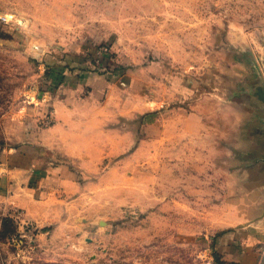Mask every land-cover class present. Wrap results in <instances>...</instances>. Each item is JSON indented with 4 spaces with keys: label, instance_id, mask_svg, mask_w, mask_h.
I'll return each instance as SVG.
<instances>
[{
    "label": "rangeland",
    "instance_id": "rangeland-1",
    "mask_svg": "<svg viewBox=\"0 0 264 264\" xmlns=\"http://www.w3.org/2000/svg\"><path fill=\"white\" fill-rule=\"evenodd\" d=\"M261 23L264 0H0V169L28 158L29 192L0 264H264L229 109Z\"/></svg>",
    "mask_w": 264,
    "mask_h": 264
},
{
    "label": "crops",
    "instance_id": "crops-1",
    "mask_svg": "<svg viewBox=\"0 0 264 264\" xmlns=\"http://www.w3.org/2000/svg\"><path fill=\"white\" fill-rule=\"evenodd\" d=\"M233 26L234 29H231L230 32L234 35H239V37H237L239 48L244 44V46L250 48V50H255L256 45L259 44L257 39H255L257 31L252 27L242 29L235 24ZM259 27L261 29L260 32L264 33V25L261 23ZM233 40L236 42L235 37ZM259 47L263 53L260 55H257L256 53V55H251V57L254 56V61L251 60V65L255 64L264 67V42L260 43ZM257 75L258 76L255 79L250 81V90L245 92L246 95L243 96L248 104L233 105L232 107H229V109H238L240 112L239 114H241V118L234 117V119L236 121L239 119V123L237 122L239 127V139L241 140L239 145L240 147L242 146L241 153H243L244 160L251 159V161H253L255 157V160L259 159V163H261L256 164L252 168V170L257 171V179L256 177L251 176L252 179L249 184L244 185L245 194L249 195V197H245L244 199L249 204L247 207L245 205L247 210H249L250 207L251 209H254L253 207L260 209V213L257 217L260 231H257V234L260 233L261 237L264 238V102L261 99V94H264V68H262L261 73ZM211 109H214V107ZM215 109H220V107L215 106ZM201 114L202 112L195 107V110L189 112L187 118L195 117L198 121L200 120L199 115ZM204 129L206 131H211L212 133L216 130L213 126L204 127ZM27 160L28 158L21 157L19 160L15 159L14 164L11 165L12 167L10 166V169L7 170L4 166L0 169V210L11 208L14 205L23 207L25 206V203L28 202L29 192L21 186L22 178L25 181L28 177ZM248 174H250V172ZM12 175L13 177H11ZM16 176L21 180H17ZM262 194L263 198L259 201V195ZM32 201L33 200L31 199V203L34 202ZM31 205L34 207V205L37 204ZM244 218L247 219L246 215H244ZM248 219L251 220L252 217ZM253 221L250 225L251 227H255ZM252 230L256 232L255 228ZM248 233V229L243 231V234L246 236H249Z\"/></svg>",
    "mask_w": 264,
    "mask_h": 264
},
{
    "label": "water",
    "instance_id": "water-1",
    "mask_svg": "<svg viewBox=\"0 0 264 264\" xmlns=\"http://www.w3.org/2000/svg\"><path fill=\"white\" fill-rule=\"evenodd\" d=\"M259 89V88H258ZM260 90H261V88H260ZM261 99H262V101L264 102V94H261Z\"/></svg>",
    "mask_w": 264,
    "mask_h": 264
}]
</instances>
